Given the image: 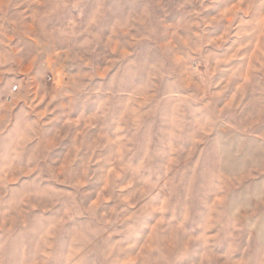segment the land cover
<instances>
[{
    "label": "clouds",
    "instance_id": "obj_1",
    "mask_svg": "<svg viewBox=\"0 0 264 264\" xmlns=\"http://www.w3.org/2000/svg\"><path fill=\"white\" fill-rule=\"evenodd\" d=\"M0 264H264V0H0Z\"/></svg>",
    "mask_w": 264,
    "mask_h": 264
}]
</instances>
